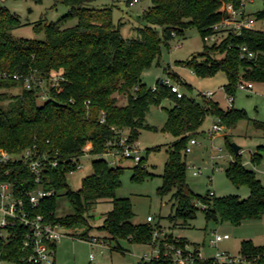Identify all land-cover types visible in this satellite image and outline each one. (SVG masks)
Segmentation results:
<instances>
[{"label": "trees", "instance_id": "trees-1", "mask_svg": "<svg viewBox=\"0 0 264 264\" xmlns=\"http://www.w3.org/2000/svg\"><path fill=\"white\" fill-rule=\"evenodd\" d=\"M60 1L68 7L64 15L55 21L41 19L34 24L36 31L44 32V39L14 36L12 30L20 25L18 15L0 4V72L22 77L33 75L44 80L46 85L32 83L26 88L23 80L0 79V150L14 156L32 149L33 158L45 154L50 160L56 158L58 161L55 166L45 165L37 183L28 159L22 156L10 159L0 163V182H11L15 196L24 199L25 191L36 187L52 190L54 193L42 198L33 213L42 214L46 221L66 229L85 227L83 232L73 234L82 239L93 227L89 222L91 207L99 202H110L111 209L97 226L102 237L114 241L116 249H121V240L148 244L153 224L133 223L130 200L116 196L123 166H111L103 158H92L93 171L81 179V187L77 190L69 188L67 175L76 169L88 142L91 143L89 154L96 155L125 131L128 141L135 142L141 129H156L144 122L145 115L151 105L169 98L174 104L167 110L161 129L175 139L167 147L162 181L157 188L159 195L170 194L174 200V213L169 219L174 225L187 224L195 218L198 202L207 222L227 221L238 225L244 220L261 218L264 215V181L242 164L241 157L234 153L230 144L232 160L225 175L235 186L249 188L246 198L241 200L232 194H197L185 181V148L191 138L203 134L200 126L206 116L230 128L247 116L245 111L233 106L223 109L202 94L200 100L185 94L176 97L161 79L151 87L141 80L143 70L158 57L162 44L167 46L170 39L193 26L204 40L205 35L213 32L211 27L227 17L226 5L231 3L238 7L244 0H150L149 6L139 15L144 25L137 28V36L132 38L122 36L120 24L112 20L110 7H94L91 5L94 0ZM254 16L264 19V7ZM72 19L76 20L75 24L65 26ZM156 27L161 29L160 35ZM242 46L255 52V57L242 56ZM182 64L191 67L199 76L224 72L227 78L224 90L232 96L239 82L264 83V31L245 28L240 35L228 33L217 43H204L201 52ZM165 72L176 82L183 83L168 68ZM53 75L62 76V79L50 86ZM15 87L19 91L12 93ZM118 96L125 98L124 103L118 102ZM254 126L264 133L263 121L255 120ZM260 157V151L251 154L253 162L257 163ZM144 159L141 156L140 162L132 166V180L151 176ZM60 196L71 207L66 214L57 213ZM25 230L9 227L7 240H0L1 256L6 262L35 264L25 259L28 253L21 249ZM166 240L176 245L187 242L171 232ZM51 246L55 247V242ZM240 253L249 259L259 257L257 263L263 264L264 244L243 240ZM211 263V259L201 262Z\"/></svg>", "mask_w": 264, "mask_h": 264}, {"label": "rangeland", "instance_id": "rangeland-1", "mask_svg": "<svg viewBox=\"0 0 264 264\" xmlns=\"http://www.w3.org/2000/svg\"><path fill=\"white\" fill-rule=\"evenodd\" d=\"M127 2L128 0H94L91 5L110 7L112 20L115 24H120L122 36L132 38L137 36V28L144 25V21L139 18V15L143 9L149 6L150 0H138L131 4ZM0 4L18 15L20 25L12 30V34L32 39H44L45 37L43 31L35 30V23L41 19L48 22L55 21L68 10V7L60 0H0ZM263 7L264 0H244L245 12L254 18V13ZM75 22L76 20L72 19L65 26H71ZM254 28L264 31V19H255ZM155 30L160 35L161 29L156 27ZM222 36H217L215 42H219ZM204 43L211 45L214 41L203 40L199 30L194 26L185 28L183 34L170 39L167 46L163 44L160 46L158 57L143 70L141 80L146 86L151 87L158 80L168 78L170 83L177 84L182 94L200 100L201 93L209 91L210 98L216 101L219 107L226 109L231 105L245 111L247 115L245 118L240 119L230 128L221 124L226 128V131L215 132L212 137L208 136V130L212 123L219 124V122L216 118L206 116L200 126V131L203 134L197 135L195 137L197 144L191 147V151L185 152L187 164L185 181L194 193L205 195L209 190H213L215 196L232 194L243 199L249 195V188L235 186L225 175V169L231 161L228 144L234 142L241 147L238 154L242 164L253 170L256 176L264 181V133L254 126L255 120L264 122V83L253 82L251 90L237 87L232 94V100L228 101V94L224 90V85L227 83L224 72L217 71L213 75L199 76L193 72L191 67L182 64L192 55L201 52ZM221 56L216 55V57ZM178 62L180 64H177ZM167 68L168 71L174 72L183 83H178L174 78L168 76L165 72ZM18 91L19 89L16 87L12 89V93ZM124 99L118 96L119 103H124ZM41 100L40 98L39 101ZM173 104L171 99L164 98L159 104L151 105L145 115L144 122L156 129H141L136 141L140 156L145 158L144 166L151 176L142 180H132L133 161L131 159L116 161V165L124 167L116 196L130 200L133 210L131 221L135 224L145 223L146 216L151 215L154 223L159 224L168 233L184 237L192 245H199L204 257H211L216 250L237 255L240 253L243 240H251L256 245L264 244V215L259 219L244 220L238 225L227 221L207 222L201 210V204L198 202L196 216L187 224L174 225V222L169 219V216L174 213V200L171 199L170 194L159 195L157 188L162 181L161 175L168 156L167 147L175 139L171 133L161 129L167 118V110ZM256 151L261 153L257 163L251 160V154ZM92 158H96V156L89 154L80 157V167L67 175V183L71 190L79 189L81 179L93 171ZM103 158L107 161L112 159L110 155ZM193 165L194 168H192ZM193 169L199 170V174L193 175ZM110 209L111 203L107 201L99 202L91 207L89 222L93 227L88 230V236L84 239L75 237L73 234L83 232L85 227L74 229L61 227L59 231L63 235L55 240V264H132L137 256L148 250V247L143 244L134 243L133 245L126 240H121L120 243L127 249V252L122 253L112 249L114 241L102 237L103 233L97 228L101 224L104 214ZM70 211L71 207L68 201L60 196L57 213L66 214ZM215 232L221 234L226 232L230 235V239L218 242L217 247L211 246L209 240ZM93 237L103 244H110L111 247H101L100 243L99 245L91 243ZM2 264L13 263L3 261Z\"/></svg>", "mask_w": 264, "mask_h": 264}, {"label": "built area", "instance_id": "built-area-1", "mask_svg": "<svg viewBox=\"0 0 264 264\" xmlns=\"http://www.w3.org/2000/svg\"><path fill=\"white\" fill-rule=\"evenodd\" d=\"M138 0H131L130 4ZM227 17L222 21L214 24L212 33L205 35L204 39H210L215 42L216 37L223 35V38L228 33L240 35L245 28H254L255 18L250 14H247L244 9V2L238 7H234L231 3L226 5ZM242 56L247 55L248 58L255 57L256 53L248 50L246 46L241 47ZM3 78H14L16 80H23V85L26 88L31 87L32 83H37L41 87H45L44 80H38L35 76L29 75L22 77L19 74H11L5 71L0 72V79ZM62 76L53 75L50 79V86H54ZM162 83L166 84L172 92L175 93L176 97H181L182 93L179 91L177 84L170 83L168 78L161 79ZM253 83L251 82H239L237 87L239 89L251 90ZM154 88V87H153ZM206 98L211 97L209 91L201 93ZM45 92H42V97L45 98ZM228 101L232 100V96H227ZM224 128L221 124L212 123L209 130L208 136L212 137L215 132L222 131ZM197 144L195 137L191 138L185 148V152L191 151V147ZM91 143L88 142L83 147L82 156L89 155V149ZM137 147V142H129L125 133L121 134L118 139L109 141L105 150L101 153L96 154V158H103L106 155H110L112 159L107 161L111 166H116V161L120 159H131L134 164H137L141 160ZM32 149H26L21 155L12 156L4 150H0V163L7 162L13 158H19L22 156L24 159H28L27 163L30 170L35 175V181L40 182L41 172L45 165L50 163L52 166L57 165V159H49L47 155L42 154L38 157H32ZM79 163L76 169L79 168ZM194 168V165L192 166ZM75 169V170H76ZM70 171L72 173L73 171ZM193 175L199 174V170L193 169ZM54 192L52 190H45L41 187H36L31 190L25 191V199L23 197H17L14 194V187L11 182L1 181L0 182V240H7L9 236V227H22L25 228V233L22 240V250L27 251L25 259L35 264H53L54 263V247L51 246L60 236L63 235L59 231L61 226L59 224H52L46 221L42 214H34V208L39 204L40 200L44 197H49ZM209 195H214L213 190L208 191ZM203 206V205H202ZM146 221L153 224L154 229L152 231L151 241L148 243L150 250L140 255L139 264H201L206 259H211V264H258L257 258L249 259L247 256L239 253L232 255L225 251L216 250L214 255L211 257H204L197 245H192L189 242H185L183 245H176L172 242H168V232L162 228L156 222L151 215H147ZM228 233H214L212 238L209 240L211 246L217 247V243L229 239ZM91 243L101 244L95 237L91 239ZM106 246V245H105ZM90 258L92 255L90 254ZM5 261L2 259L0 251V264ZM264 264V257L262 260Z\"/></svg>", "mask_w": 264, "mask_h": 264}, {"label": "crops", "instance_id": "crops-1", "mask_svg": "<svg viewBox=\"0 0 264 264\" xmlns=\"http://www.w3.org/2000/svg\"><path fill=\"white\" fill-rule=\"evenodd\" d=\"M248 14V13H247ZM254 27V26H253ZM172 69V68H171ZM173 70V69H172ZM252 88H253V86H252ZM231 106V105H230ZM224 129H223V131L225 132L226 131V128L225 127H223ZM230 158H231V160H232V154L230 153ZM147 217V216H146ZM147 222V221H146ZM226 233V232H225ZM97 239V238H96ZM230 239V238H229ZM98 241H100V240H98ZM101 242V241H100ZM129 243H131V242H129ZM131 244H133L134 245V243H131ZM106 245V246H105ZM104 246H101V247H108L109 246V248L111 247L110 246V244H105ZM119 245H120V248L121 249H116V248H114V246H115V244L112 246V249L113 250H117V251H120V252H122V253H124V252H127V249H125L123 246H122V244L119 242ZM143 245H145V246H147L148 247V250L150 249V247H149V245L148 244H143ZM197 245V244H196ZM198 247H199V245H197ZM200 248V247H199ZM54 249H55V247H54ZM148 250H146V251H148ZM145 251V252H146ZM144 253V252H143ZM140 255L139 256H137V258L134 260V262L132 263V264H139L140 263ZM55 261V260H54ZM54 264H55V262H54Z\"/></svg>", "mask_w": 264, "mask_h": 264}, {"label": "water", "instance_id": "water-1", "mask_svg": "<svg viewBox=\"0 0 264 264\" xmlns=\"http://www.w3.org/2000/svg\"><path fill=\"white\" fill-rule=\"evenodd\" d=\"M161 82H162V80H161ZM230 146L232 147L234 153H238L239 150L241 149V147H240L239 145L235 144L234 142L231 143ZM241 200H242V199H241Z\"/></svg>", "mask_w": 264, "mask_h": 264}]
</instances>
